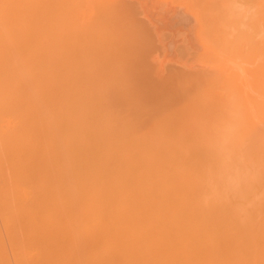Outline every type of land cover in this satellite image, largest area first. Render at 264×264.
Wrapping results in <instances>:
<instances>
[{
  "label": "bare ground",
  "instance_id": "6f19581e",
  "mask_svg": "<svg viewBox=\"0 0 264 264\" xmlns=\"http://www.w3.org/2000/svg\"><path fill=\"white\" fill-rule=\"evenodd\" d=\"M125 2L0 0V264H264V0H187L160 71Z\"/></svg>",
  "mask_w": 264,
  "mask_h": 264
},
{
  "label": "rangeland",
  "instance_id": "374dc122",
  "mask_svg": "<svg viewBox=\"0 0 264 264\" xmlns=\"http://www.w3.org/2000/svg\"><path fill=\"white\" fill-rule=\"evenodd\" d=\"M121 1H123V0H121ZM125 1H126V2H125ZM136 1H137V2H136ZM162 1H163V2H162ZM162 1H161V0H159V1H157V0H156V1H155V0H148V2H149V4H150L149 7H151V8L149 9V7L146 6V7H147L146 11H148V9H149V11L152 12V13H151V12H146V11H145V7H144L145 5H144V4L147 3V0H141V1L135 0V2H134L133 0H131V2H130V0H129V1H128V0H124L125 3H131L132 5H133V3H134L135 5H137L136 3H138L137 8L139 7L140 9H139V8H138V9L141 10V11H139V10L136 8L135 10H137V11H135V14H136V12H137V13L140 15V17H139V15L136 14V15H138L137 18H136V20H137V21L140 20V21H139V25H140V23H143V24H145V26H146V23H147V22H150V23L147 24L148 27L146 26V27H147V31L150 32V34H148V32L145 30L146 27L144 26L143 31L145 30L146 33L144 32L143 35H144V39H145L148 35H149V36H152L151 38H152L153 41L151 40V38L148 37L147 39L150 40V41H149V42H148V41H147V42L145 41V42H146V43H145L146 45H145V46L143 45L142 48H140V49H142V51L139 50V49H138V51L140 52V54H141V52H142V56H143V57L149 53V55H147V57L149 56L148 58L151 57L152 59L150 58L151 61H150V59L148 60L149 62H147V63H148L147 66L150 67V69H152V70L156 69V71H157V70L160 71L159 68H160L161 70H162V69H163V70H168V68L171 70L170 67H172V65H174L175 62L178 63V61L184 63V64H182V65H181V63L175 64V66H176V65H178L179 67L181 66V67H180L181 69H182V68H183V69H185V68L188 69L189 66H187V63H190V64H188V65H190V66L193 67V61L196 60V58L198 57V54H199V50H200V46H199V45H200V44H199V41H197V39L194 38L195 36L193 35V34H194L193 32H195L194 29H193V27H194V23H193L191 20H190V22H192V23H190V24L188 23L187 20H189V17H188L187 20H186L187 15H188V16H189L190 14L193 15V12H192L193 9L190 7L192 4H191L190 2H187V0H186V1H185V0H183V1H182V0H169V1H168V0H167V1H166V0H162ZM164 1H165V2H164ZM132 2H133V3H132ZM153 2H154L155 5H157V7L159 6L158 9L156 8L155 5H154V6L152 5ZM157 2H158V3H157ZM168 2H169V4H168ZM176 2H177V4H176ZM156 3H157V4H156ZM160 3H161V4H160ZM163 3H164V4H163ZM171 3H172V4H171ZM188 3H189V4H188ZM139 4H140V5H139ZM141 4H142V5H141ZM149 4H148V5H149ZM167 4H168V5H167ZM173 4H174V5H173ZM190 4H191V5H190ZM146 5H147V4H146ZM151 5H152V6H151ZM166 5H167V6H166ZM188 5H190V6H188ZM161 6H162V7L165 6V8H162ZM170 6H171V7H170ZM178 6H179V7H178ZM152 7H154V8H152ZM174 7H175V8H174ZM192 7H193V6H192ZM166 8H167V9H166ZM169 8H170V9H169ZM179 8H180V9L182 8V10H181V11H182V14H183V12H184V14H185V16H186L185 19H183L184 21H181V24H182L183 22H184V23L186 22V23H188L189 25H191L192 27L189 26V25H187V24L184 25V23H183V25H184V27H186V28H183V26H181V24H180V26L178 25L179 22H180V19L178 20V18L181 17V20H182V17L184 18V14L181 15V16H180V14H178L180 17H179L178 15H177L178 17H175V16H176L175 14H177V13H176V12H177L176 9H179ZM190 8H191V9H190ZM142 9H143V11H142ZM151 9L155 10V13H153V10H151ZM156 9H157L158 11H159L160 9H161V10L163 9V10H162L163 12L160 10L161 12L159 11L160 13L157 14ZM188 9H189V10H188ZM164 10H165V11L167 10V11L165 12ZM169 10H171V11H173V12H171V11H169ZM138 11H139V12H138ZM178 11H179V10H178ZM189 11L192 12V13H190ZM193 11H194V10H193ZM145 12H146V13H145ZM168 12H170L171 14L168 13ZM179 12H180V11H179ZM179 12H178V13H179ZM143 13H145L146 15L143 14ZM147 13H148V15H149L150 17H152V16H151L152 14H155V17L153 16V18H149L148 15H147ZM149 13H150V14H149ZM161 13H166L165 15H167V16H165V15H163V14H161ZM173 13H174V14H173ZM180 13H181V12H180ZM135 14H134V15H135ZM141 14H142V15H141ZM169 14H170V15H169ZM93 15H95L96 18H93V17H94ZM93 15H92V20H89V22H90V21H95V19L97 20L96 13H94ZM136 15H135V16H136ZM143 15H144V19L146 18V20H147L146 23L143 22V21H144V20H143V17H142ZM159 15L162 16L163 18H161ZM168 15H169V16H168ZM173 15H175V16L173 17L175 20L171 19V20H173V22L171 21V25H170V23H169V22H170V18H171ZM192 15H191V16H192ZM170 16H171V17H170ZM141 17H142V20H143V21H141ZM156 17H157V18H156ZM166 17H168V18L170 17V18H169V21H168V18H166ZM155 18H156V19H155ZM159 18H160L161 20H160ZM165 18L167 19L166 22H164ZM176 18H177V19H176ZM191 18H192V17H191ZM149 19H150V20H149ZM151 19H152L153 21H152ZM162 19H163V20H162ZM154 20H155V21H154ZM158 20L161 21V23H160ZM176 20H177V21H176ZM193 21H194V20H193ZM89 22H87V23H89ZM155 22H156L159 26H158L157 24H155ZM162 22H163V23H162ZM194 22H195V21H194ZM166 23H168L167 25H168L169 27L171 26V28L168 27L169 30L166 31V32H167L168 34H171V33H172V35L174 36V37L171 39L170 37H171L172 35H170V36L168 35L169 38H167V40L170 39V41H168V43H170V45H172V44H174V41H176L177 43L175 42V45L178 46L179 44H181V43L183 42V45L181 44L182 46L179 45V46H180V47H179L180 49L178 48V49L175 50V48H177V46L175 47V45H172V46H174V50L172 51L173 48L170 47V48H171L170 51L173 53V55H172L171 53H166V52H170V51H166V49H167L166 46H167L168 43L166 42V43H167V44H166L165 42H163V41L165 40V36H166V35L163 34V33H166L165 30H167ZM176 23H177V24H176ZM89 24H91V22H90ZM162 24H163V25H162ZM155 25H156V26H155ZM160 25H161V28L163 27V28H162L163 30L160 29ZM173 25H174V27H173ZM153 26H154V27H153ZM164 26H166V27H164ZM176 26H177V27L179 26V27H178V28H180L179 31H178V28H176ZM141 27H143V26H141ZM189 27H191V28L193 29V31H191L192 29L189 28ZM148 28H149L150 30L152 29L153 31H149ZM182 28H183V29H182ZM188 28H189V29H188ZM154 29H155V32H156V30L158 31V32H156V34H155V32H154ZM161 30H162V31H161ZM170 30H171V31H170ZM180 30H183V31H181L182 33L180 32ZM188 30H189V34H188V32H186V31H188ZM160 32H161V33H160ZM179 32H180V33H179ZM185 32H186L187 35L185 34ZM158 33H159L160 36H162L161 38H160L159 35L156 37V35H157ZM167 33H166V34H167ZM146 34H147V35H146ZM152 34H154V35H152ZM162 34L165 35V36L163 37ZM190 34H191V36H190ZM145 35H146V36H145ZM178 35H180V36H178ZM183 35H186L187 37H186V36L184 37ZM168 36H166V37H168ZM176 36H178L179 39H177L178 37H176ZM182 36H183V38H182ZM196 36H197V35H196ZM188 37H190V38L188 39ZM191 37H192V39H195V41L191 42V41H192ZM163 38H164V39H163ZM174 38H176L178 41L175 40ZM185 38H186V39H185ZM160 39H161V41L163 42V43H161V45H160V43H159ZM173 39H174V40H173ZM180 39H182L183 41L180 40ZM184 39L187 41V43L184 41ZM187 39H188V40H187ZM190 39H191V41H190ZM167 40H166V41H167ZM157 41H158V42H157ZM161 41H160V42H161ZM171 41H172V42H171ZM179 41H182V42H179ZM156 42H157V44H156ZM178 42H179V44H178ZM149 43H150V46H152V48L154 49V53H152L153 51H152V48H151L150 46L148 47V50L151 49V51H148V50H147L146 47H147V44H149ZM152 43H153V44H152ZM158 43H159V44H158ZM191 43H193L192 46H190ZM151 44H152V45H151ZM165 44H166V45H165ZM185 44H186V46H185ZM188 44H190V45L188 46ZM154 45H155V48H154ZM156 45H157V46L160 45L161 47L158 46V49H157V46H156ZM197 46H198V47H197ZM143 47H144V48H143ZM159 47H160V48H159ZM164 47H165L166 49H165ZM168 47H169V46H168ZM182 47L184 48V50H185L184 52H185V53H189L188 55L192 54L193 52H195L196 54H195V53L192 54L194 57H192V55H190V57H187L188 55H187V54H185V55L182 54L183 52H182V53H178V50H179V52H181L180 50L183 49ZM185 47H186V49H185ZM189 47H190V48H189ZM192 47H194V48L191 49ZM163 48H164V49H163ZM170 48H169V49H170ZM145 49H146V50H145ZM161 49H162V50H161ZM195 49L198 51V53H197V51H195ZM198 49H199V50H198ZM156 50H157V51H156ZM192 50H193V51H192ZM136 51H137V50H136ZM138 51H137V52H138ZM144 51H145V52L148 51V53L146 54V53H144ZM165 51H166V52H165ZM176 51H177V52H176ZM182 51H183V50H182ZM139 52H138V53H139ZM155 52H157V53H155ZM158 52H159V53H158ZM162 52H163V53H162ZM191 52H192V53H191ZM164 53H165L166 55H165ZM176 53H177V54H176ZM143 54H144V55H143ZM156 54L161 55V56H160L161 59H160V57H158L159 55H158V56H155ZM163 54H164V56H162ZM169 54H170V55H169ZM179 54H180V55H179ZM181 54H182V55H181ZM213 54H214V53H213ZM176 55H177L176 58H175V57H172V56H176ZM183 55H184V56H183ZM214 55H216V54H214ZM166 56H167V57H166ZM168 56H170V57H168ZM181 56H183V57L186 56L187 59L184 58V59L182 60ZM147 57H144V58L146 59V61H147ZM163 57H164V58H163ZM191 57H192V59H190ZM157 58H158V59H157ZM165 58H166V59H165ZM168 58H169V59H168ZM178 58H179V59H178ZM193 58H194V59H193ZM156 59H157V62H158L159 64L155 61ZM163 59H164V62H163ZM170 59H171V60H170ZM175 59H176V60H175ZM177 59H178V60H177ZM180 59H181L182 61H181ZM189 59H190V61L192 60V62H190ZM216 59H217V60L219 59L218 62H221V59H222V58H220L219 56H216ZM232 59H233V58H232ZM158 60H159V61H158ZM160 60H161V61H160ZM185 60H186V62H185ZM233 60H234V59H233ZM165 61H166V63H165ZM235 61H236V59H235ZM150 62H153V63H150ZM172 62H173V63H172ZM154 63H156V64H154ZM160 63H161V64H160ZM191 63H192V65H191ZM149 64H150L151 66H150ZM166 64H167L168 68L166 67ZM170 64H171V65H170ZM153 65H154L156 68L153 69V67H154ZM160 65H161V66H160ZM163 65H164V67H162ZM169 65H170V66H169ZM152 66H153V67H152ZM175 66H173L172 68H174ZM178 66H176L174 69L179 68ZM184 66H185V67H184ZM214 66H215V65H214ZM192 67H189V69H191ZM157 68H158V69H157ZM165 68H166V69H165ZM187 69H185V70H187ZM207 71H209V70H207ZM210 71H211V70H210ZM236 72H237V71H235V73H236ZM221 74H222V73H221ZM259 99L262 100V98H259Z\"/></svg>",
  "mask_w": 264,
  "mask_h": 264
}]
</instances>
